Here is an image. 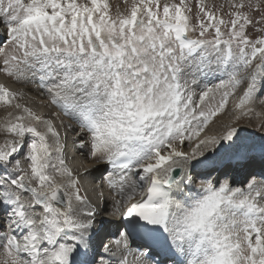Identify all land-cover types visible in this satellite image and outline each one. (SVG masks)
<instances>
[{"label":"snow or ice","instance_id":"6c2138e0","mask_svg":"<svg viewBox=\"0 0 264 264\" xmlns=\"http://www.w3.org/2000/svg\"><path fill=\"white\" fill-rule=\"evenodd\" d=\"M121 3L0 0V264H264V0Z\"/></svg>","mask_w":264,"mask_h":264},{"label":"rangeland","instance_id":"374dc122","mask_svg":"<svg viewBox=\"0 0 264 264\" xmlns=\"http://www.w3.org/2000/svg\"><path fill=\"white\" fill-rule=\"evenodd\" d=\"M178 2V0H177ZM228 2L229 0H207V3L209 4V6L215 5L216 8H222V10L219 12V15L223 16L225 20H228L229 17L226 15V13L229 11V7H228ZM112 6H113V12L116 11L117 5L120 6V10H123V4L121 3V0H111ZM190 3L192 5V9H193V13L196 12L197 8H196V0H190ZM249 31H251V29H249ZM2 66V65H0ZM0 76L4 77L5 80L12 85V87H14V90L17 89V86L14 85L11 80L5 76L2 72H0ZM26 92V95L24 96L23 99L18 100L19 103L21 104H28L31 106H41L43 107V109H45L46 114H48L50 111H52V109L48 106L47 104V97H46V93L42 90L36 87L35 84H32L29 86V88L24 89ZM217 99H219V97H217ZM233 103H234V98H229V103L227 105L226 108V113L221 114L216 122H220V123H226V121L228 120L229 115L227 113L231 112V109L233 108ZM257 112H261L264 111V109H262L260 106H257L256 108ZM5 112H7L6 109L0 107V118H4ZM5 115V116H4ZM260 115H258L257 120L253 119V118H248L244 117L243 120L241 121V124L244 126H247L248 129L250 131H256L257 134H264V133H259L258 129L260 126V119H259ZM3 119H0V121H2ZM215 122V123H216ZM98 182V181H97Z\"/></svg>","mask_w":264,"mask_h":264},{"label":"bare ground","instance_id":"6f19581e","mask_svg":"<svg viewBox=\"0 0 264 264\" xmlns=\"http://www.w3.org/2000/svg\"><path fill=\"white\" fill-rule=\"evenodd\" d=\"M1 83H5L6 85H8L12 90H14V87H12V85H10L6 80H5V78L4 77H1L0 76V84ZM15 91V90H14ZM26 106H28V107H30V108H32L34 111H36L37 113H43L44 112V109H43V107H39V106H36V107H34V106H31V105H28V104H25ZM232 111V110H231ZM256 113H260V112H257L256 111ZM257 117H258V115L257 114H252L250 117H247V119L248 118H253V119H255V120H257ZM259 119L260 120H262V119H264V116H261L260 115V117H259ZM230 121V116L228 117V120L226 121V123H228ZM222 123H220V122H216V123H213L212 125H210V127L208 128V130L207 131H205V133H202V135H205V134H212L213 132H219V131H222V128L220 127V125H221ZM71 164H72V162H71ZM73 165V164H72ZM74 166V165H73Z\"/></svg>","mask_w":264,"mask_h":264}]
</instances>
